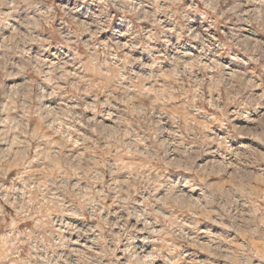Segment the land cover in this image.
<instances>
[{"label":"clouds","instance_id":"clouds-1","mask_svg":"<svg viewBox=\"0 0 264 264\" xmlns=\"http://www.w3.org/2000/svg\"><path fill=\"white\" fill-rule=\"evenodd\" d=\"M0 264H264V0H0Z\"/></svg>","mask_w":264,"mask_h":264}]
</instances>
